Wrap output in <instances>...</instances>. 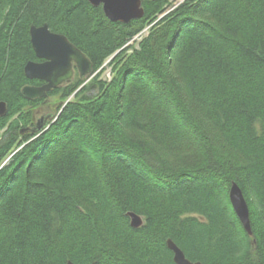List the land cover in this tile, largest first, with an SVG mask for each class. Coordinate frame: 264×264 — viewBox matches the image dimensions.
I'll list each match as a JSON object with an SVG mask.
<instances>
[{
  "label": "trees",
  "instance_id": "1",
  "mask_svg": "<svg viewBox=\"0 0 264 264\" xmlns=\"http://www.w3.org/2000/svg\"><path fill=\"white\" fill-rule=\"evenodd\" d=\"M171 4L122 23L89 0H0V264H176L168 238L194 262L264 264V0ZM45 23L113 75L53 89L69 100L33 133Z\"/></svg>",
  "mask_w": 264,
  "mask_h": 264
},
{
  "label": "water",
  "instance_id": "2",
  "mask_svg": "<svg viewBox=\"0 0 264 264\" xmlns=\"http://www.w3.org/2000/svg\"><path fill=\"white\" fill-rule=\"evenodd\" d=\"M144 0H89L94 6H102L107 18L113 22L128 23L131 20L143 17L145 10ZM156 1V0H152ZM32 47L39 58L44 62L30 60L24 67V73L28 79H43L47 83L43 86L25 85L22 94L27 99L47 98L49 92L58 88L63 82L69 81L72 76V65L76 63L81 78L89 77L94 73L92 61L69 38L63 34L52 31L48 24L40 26L32 25L30 28ZM8 111L7 103L0 99V116ZM51 114L42 115L30 128L33 133H41L49 124ZM231 204L237 213L241 223L249 235H253L248 203L240 186L233 182L229 191ZM127 215L130 224L134 228L144 225V217L133 211ZM167 246L173 251V259L176 264H202L199 261H191L183 250L171 239H167ZM67 264H76L68 261ZM94 264V263H93Z\"/></svg>",
  "mask_w": 264,
  "mask_h": 264
},
{
  "label": "rangeland",
  "instance_id": "3",
  "mask_svg": "<svg viewBox=\"0 0 264 264\" xmlns=\"http://www.w3.org/2000/svg\"><path fill=\"white\" fill-rule=\"evenodd\" d=\"M170 1L172 3L171 6L173 5L172 7H174L175 5L179 4L183 0H170ZM147 29L148 28H146L142 33L143 34L146 33ZM138 37H141V36H138ZM138 37H136L135 39H137ZM109 62H110V59L107 60V62L101 67V69H99L100 72L97 71L90 78L86 79L85 82H83L81 84L80 88H82L84 85H86V86H88V89L86 91L87 94H89V95L96 94L97 89L95 88L94 83H92V81H93L92 78L99 72L100 79L110 81L113 74H112V66ZM76 82H74V83H76ZM63 87H65V86H63ZM67 100H69V99H67ZM67 100H61L60 94L51 95L49 97V100L46 103L41 100L39 103H37L36 106L29 108V109H31V111L33 113V121H37V119H39L42 114H50V113L56 114L59 107L61 106V103L66 102Z\"/></svg>",
  "mask_w": 264,
  "mask_h": 264
},
{
  "label": "flooded vegetation",
  "instance_id": "4",
  "mask_svg": "<svg viewBox=\"0 0 264 264\" xmlns=\"http://www.w3.org/2000/svg\"><path fill=\"white\" fill-rule=\"evenodd\" d=\"M37 59L33 60V61H36V62H44L45 59L44 58H39L36 56ZM72 76L71 78L69 79V81H65L63 82L60 86L58 87H63V86H66V85H69V84H74V82H76L79 78H81L80 76V73L78 71V68H77V65L75 62H73V65H72ZM47 81L46 80H43V79H30V83L28 85H33V86H43L44 84H46ZM49 97L50 95L47 97V98H41V100L43 102H47L49 100Z\"/></svg>",
  "mask_w": 264,
  "mask_h": 264
},
{
  "label": "bare ground",
  "instance_id": "5",
  "mask_svg": "<svg viewBox=\"0 0 264 264\" xmlns=\"http://www.w3.org/2000/svg\"><path fill=\"white\" fill-rule=\"evenodd\" d=\"M28 37V36H27ZM36 120V119H35Z\"/></svg>",
  "mask_w": 264,
  "mask_h": 264
}]
</instances>
